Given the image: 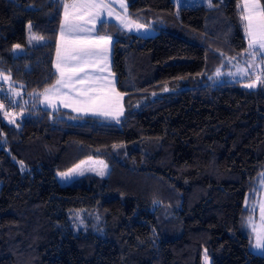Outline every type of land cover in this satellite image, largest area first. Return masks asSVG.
<instances>
[{
  "label": "trees",
  "instance_id": "obj_1",
  "mask_svg": "<svg viewBox=\"0 0 264 264\" xmlns=\"http://www.w3.org/2000/svg\"><path fill=\"white\" fill-rule=\"evenodd\" d=\"M66 1L0 0V72L21 112L0 117V264H201L202 252L209 264H264L246 227L264 183V85L213 77L246 48L240 0H211L191 24L171 0H124L146 37L97 24L112 37L119 123L37 104L55 79ZM25 25L42 42L28 43ZM85 157L107 173L56 182Z\"/></svg>",
  "mask_w": 264,
  "mask_h": 264
},
{
  "label": "snow or ice",
  "instance_id": "obj_2",
  "mask_svg": "<svg viewBox=\"0 0 264 264\" xmlns=\"http://www.w3.org/2000/svg\"><path fill=\"white\" fill-rule=\"evenodd\" d=\"M116 3L117 0H71L70 3L63 4L64 18L61 22L60 40L57 42L54 62L58 78L55 84L44 90L42 103H46L53 110H56L59 104L61 107H70L76 112L109 117L119 123V117L124 111L120 103L122 95L116 90L110 71L107 76L97 75L108 70V52L112 37L79 35L96 32L97 24L103 25L102 15L105 13L108 17L117 20L124 28L140 29L142 25L128 17L124 0H118L119 7L124 10L123 13L115 8ZM209 7H212L211 0H209ZM238 8L248 41V48L242 55L246 54L249 60L245 67L237 65V71L229 72L228 75L249 77L250 82L243 86L256 88L258 85H264V3L262 0H240ZM31 39L39 40L40 38L32 36ZM19 47L16 45L15 49ZM257 57L261 60L259 64L256 63ZM257 68L261 69L259 73L255 72ZM249 70L253 71L250 73ZM220 74V70L217 69L216 75ZM252 76H255L254 80L251 79ZM9 78V75L3 76L5 81ZM167 90L165 88V91ZM15 95L19 96V92ZM3 107L4 105L0 104V109ZM11 115V113H5L6 117ZM13 122L14 120L9 119V123ZM84 163L86 162L82 161L81 164L76 165V168L70 170V173L60 175H70L80 169ZM97 163L101 166L97 174L104 175L107 165H104L103 161ZM257 204L260 213L259 223L249 218L248 226L255 235V247L264 250V200L257 201Z\"/></svg>",
  "mask_w": 264,
  "mask_h": 264
},
{
  "label": "rangeland",
  "instance_id": "obj_3",
  "mask_svg": "<svg viewBox=\"0 0 264 264\" xmlns=\"http://www.w3.org/2000/svg\"><path fill=\"white\" fill-rule=\"evenodd\" d=\"M171 1L173 2L175 11L178 13L179 17L180 18L183 17V19H185V21L187 23H189V24L192 23L193 17L196 14V11H197V9L200 6L209 7V0H171ZM70 2H71V0L66 1L64 3H70ZM124 3H125V1H124ZM114 6H115V8L118 11H120L121 13H123L124 10L119 7L118 0H117V3ZM62 16L64 18V9H63V7H62ZM102 20L103 21H112L120 29H122L123 31H125L127 33H131V34H135V35H138V36L146 37V36H151V35L154 34V31L152 29H150L149 27L144 26V25H142V24H140L138 22H136V23L142 25V27L140 29H136L135 27H133L131 30H129L127 28H124V27L121 26V24L117 20L108 17L106 13L102 15ZM89 26H91V25H87V27H89ZM20 30H21L20 32H23L22 37L24 36V38L27 39V42L28 43H29V40H30V38H31L32 35L33 36H36V37H39L37 35H34L29 30L28 25L23 26ZM80 36H82V35H80ZM39 38H40L39 40H36V43L42 42V38L41 37H39ZM243 38L245 39V42H246V48L243 51V53H245V51L248 48V41H247V39L245 37L244 22H243ZM109 52H110V48H109ZM109 52H108V57H109ZM248 60H249V57L246 54H244L237 61H231V62H229L230 68H228L227 70L221 72V74L219 76H217L216 74H213L214 80L220 82V81H223V80H230V79L231 80H242V79L245 80V79H248V77H241L239 75H237V76H230V75H228L229 72H236L237 71V68H236L237 65H239V67H245L246 66V62ZM256 63L257 64L261 63L260 57H257ZM107 65H108V70H106L104 73H97V75L107 76L108 75V71H110L109 59L107 61ZM260 70L261 69L257 68V69H255V72L256 73H259ZM55 71H56V69H55ZM249 71L251 73L253 70H249ZM0 74H2V75H0V95L1 94H5L8 97H10L11 100L15 101V98L17 96V95H15V93L16 92H20L19 89L16 88V87H14L13 86V83L10 82V80L5 81L3 79V76L5 74H3L1 72H0ZM56 77L58 78V75H56ZM56 79L49 86H47V87L50 88L53 84H55ZM111 79L112 80L114 79L113 74L111 75ZM252 79L254 80L255 79V76H252ZM249 82H250V80L247 81V82H245V83H249ZM77 87H81V86H77ZM41 96H42V98H41L40 101H41V104L43 105V107H47L48 110H50L51 112H54L55 110H53L52 108L48 107L46 103H42V101H43V95H41ZM59 107L72 111L74 114H77V117L78 116H81V117L84 116V117H86V116L89 115V116H93V117L96 116L97 118H102V117L104 118V116H97V115H92V114H86V113H83V112H76V111H73L72 108H70V107H61L58 104L57 105V108H59ZM6 112L11 113L12 115L9 116V117H6L5 116V113ZM14 112L15 111L13 110V108L8 111V105H7V109L6 110L4 109V107L2 109H0V117H1V119L3 121L9 123V119L14 120L19 115V112L16 113V114H13ZM73 118L76 119V116H73ZM105 118H109V117H105ZM82 161H84L86 163H84L81 166L80 169H77L76 172L71 173L70 175H67V176H61L60 175L61 173H70V170L76 168V165L81 164ZM98 161H103L104 165H106V163L104 162V160L102 158H100V157H85V158H82L79 161L75 162L74 164H72L70 167H68L65 170L56 171L54 173V179L56 180L57 183H59V184L62 185V184H67L70 181H72L73 179H75V178L79 177L80 175H82V174H80L81 172L83 174L89 173V174H94V175H97V176H104L107 173V167L104 169V175H98L97 174V171L101 167L97 163ZM259 188H260V192L256 196L255 201L251 205L249 204V206H248V208L250 210V214L246 218V227H247V230H248V236H249V240H250V243H249V249H250V251L252 253H255V254L264 255V250L257 249L255 247V243H256L255 235L253 234L252 229L248 226V220H249V218H253L257 223H259V220H260L259 206L257 204V201L264 200V183H260L259 184ZM200 261H201V264H209V259L204 255L203 252L201 253Z\"/></svg>",
  "mask_w": 264,
  "mask_h": 264
},
{
  "label": "crops",
  "instance_id": "obj_4",
  "mask_svg": "<svg viewBox=\"0 0 264 264\" xmlns=\"http://www.w3.org/2000/svg\"><path fill=\"white\" fill-rule=\"evenodd\" d=\"M63 18V16L61 15V19H60V24H59V28H58V32H57V38H56V46H57V42L60 40V34H61V22H62V19ZM182 20H183V17L181 18ZM91 26H89V28H90ZM79 35H82V36H88V37H94V36H96V35H99V34H96L95 32H91V33H80ZM106 36H109V35H106ZM25 39V38H24ZM109 48L111 49V45L109 46ZM109 55H110V52H109ZM55 60H56V48H55V52H54V55H53V69H54V72H55V79L57 78L56 77V75H57V73H56V71H55V67H54V62H55ZM229 68H230V65H229ZM54 79V80H55ZM242 80H244V79H242ZM247 79H245V82H247L246 81ZM113 81H114V79H113ZM77 86H80V85H77ZM48 88V87H47ZM45 90V89H44ZM44 90L42 91V92H40L39 94H37V104H38V106H40L41 108H44V109H47V107H43V105L41 104V98H42V96L41 95H43V93H44ZM64 91H67V89H64ZM121 106L123 107V104H122V100H121ZM48 110V109H47ZM58 110H63V111H66V112H68V113H70L72 116H76L77 117V114H74L72 111H70V110H67V109H64V108H57L55 111H58ZM21 111V110H20ZM48 111H50V110H48ZM54 111V112H55ZM51 112V111H50ZM16 113H18V112H15V113H13V114H16ZM21 114V112H19V115ZM89 116V115H88ZM78 117H81V116H78ZM82 117H84V116H82ZM91 117H93V116H91ZM96 117V116H95ZM122 116H120L119 117V119L121 118ZM97 118V117H96ZM99 119H105V120H114V119H111V118H99Z\"/></svg>",
  "mask_w": 264,
  "mask_h": 264
},
{
  "label": "built area",
  "instance_id": "obj_5",
  "mask_svg": "<svg viewBox=\"0 0 264 264\" xmlns=\"http://www.w3.org/2000/svg\"><path fill=\"white\" fill-rule=\"evenodd\" d=\"M14 107V101L11 100L8 104V111L11 110Z\"/></svg>",
  "mask_w": 264,
  "mask_h": 264
}]
</instances>
